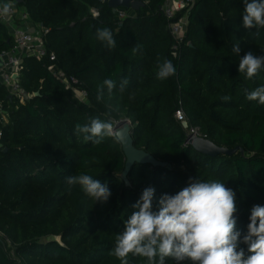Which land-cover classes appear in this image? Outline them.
<instances>
[{
  "label": "trees",
  "instance_id": "1",
  "mask_svg": "<svg viewBox=\"0 0 264 264\" xmlns=\"http://www.w3.org/2000/svg\"><path fill=\"white\" fill-rule=\"evenodd\" d=\"M19 1L11 0L49 31L48 53H55L58 67L78 80L88 103L48 72V60L25 59L20 85L33 97L24 103L10 100L0 83V105L7 114L0 124V264H120L110 252L142 191L155 189V210L163 194L177 193L194 178L218 180L235 191L242 239L252 207L264 206V105L246 98L264 86V68L251 79L238 71L246 53L264 56V29L242 27L244 0H197L173 20L163 12L168 0H135L144 8L124 20L98 0ZM185 16L188 29L176 50L169 26ZM104 27L116 41L111 50L95 38L96 29ZM238 43L241 51L234 54ZM14 46L0 23V55ZM164 59L172 61L176 73L161 81L157 63ZM105 79L116 87L111 94L105 87L97 100ZM124 80L128 83L121 91ZM180 106L204 139L238 151L210 158L194 150L175 119ZM109 111L114 127L131 123L136 149L168 166H135L128 187L122 180L126 157L120 142L105 137L93 145L74 134L77 123L107 120ZM82 173L107 182V202L95 203L78 185L69 190L66 178ZM239 247L247 255V245ZM128 264L147 262L129 254ZM166 264L175 262L166 258Z\"/></svg>",
  "mask_w": 264,
  "mask_h": 264
},
{
  "label": "clouds",
  "instance_id": "2",
  "mask_svg": "<svg viewBox=\"0 0 264 264\" xmlns=\"http://www.w3.org/2000/svg\"><path fill=\"white\" fill-rule=\"evenodd\" d=\"M13 9L11 0H0V17H7ZM242 27L264 29V0H244ZM95 38L109 50L115 48L112 31L96 29ZM139 45L132 48L135 54ZM231 51L239 54V43ZM264 68V56L246 53L239 60L238 71L251 79ZM176 68L171 60L157 63V79L163 81L175 75ZM128 81L121 82L123 91ZM111 94L116 87L112 79H105L98 87L97 100L102 99L104 88ZM247 91V90H246ZM134 94L129 99H134ZM249 101L264 105V86L247 92ZM228 101L230 96L222 97ZM107 120L90 118V123H77L74 134L82 136L85 142L99 145L105 137L117 142L120 136L114 133L111 111ZM71 190L79 186L82 192L96 202L105 203L111 196L107 182L102 183L88 174L71 175L66 178ZM155 189L145 188L132 205L134 211L124 220V228L115 236L110 255L128 264L129 254L146 259L147 264H166L170 258L175 264H264V206L254 205L251 209L247 233L241 239L237 230L236 194L225 183L218 180L201 181L191 179L188 186L175 194H163L154 210ZM247 245L245 250L239 245Z\"/></svg>",
  "mask_w": 264,
  "mask_h": 264
},
{
  "label": "built area",
  "instance_id": "3",
  "mask_svg": "<svg viewBox=\"0 0 264 264\" xmlns=\"http://www.w3.org/2000/svg\"><path fill=\"white\" fill-rule=\"evenodd\" d=\"M197 0H168L163 8L164 15L168 20H173L176 15L182 11L187 13L195 6ZM9 16L0 17V23L5 25L14 39L15 46L12 50L4 52L0 57L3 60V67L0 69V83L7 89L13 98L24 103L33 96L26 95L20 85V76L25 59L33 58L38 62L47 61L48 72L62 85L66 90L71 91L75 98L81 102L88 103V95L78 86L79 82L75 78H69L57 65L55 53H48L46 49V36L49 33L43 27L31 22L30 16L26 10H21L15 3ZM131 12V11H130ZM129 11L120 9L117 14L120 20L128 16ZM94 19H98L100 14L97 10H91ZM188 29L187 16L169 26V30L177 43V47L184 41ZM176 121L182 126L188 138L197 136L203 138L200 129L190 125L184 109L180 106L175 112ZM7 122V114L0 105V124ZM2 133L0 132V140ZM204 139V138H203Z\"/></svg>",
  "mask_w": 264,
  "mask_h": 264
},
{
  "label": "water",
  "instance_id": "4",
  "mask_svg": "<svg viewBox=\"0 0 264 264\" xmlns=\"http://www.w3.org/2000/svg\"><path fill=\"white\" fill-rule=\"evenodd\" d=\"M100 3L108 4L109 8L112 9L114 14L120 9L126 11L138 12L141 8H144L145 4L135 0H98ZM23 0L19 1L21 4ZM3 67V60L0 57V69ZM38 96V94H36ZM9 99L12 100L13 96L10 95ZM114 133L120 136V144L122 145L123 152L126 157V166L122 174V180L129 187L130 182L128 176L132 169L137 165H151L153 167H167L165 163L158 162L153 156L146 153L145 151L136 149L132 138L133 130L131 123L128 120H124L115 126ZM188 145L194 148L198 153L208 156L210 158H217L219 156H232L238 149L229 150L227 148L218 147L213 142L197 137L191 136L188 138ZM7 152V150H5ZM242 155L244 151H241Z\"/></svg>",
  "mask_w": 264,
  "mask_h": 264
},
{
  "label": "rangeland",
  "instance_id": "5",
  "mask_svg": "<svg viewBox=\"0 0 264 264\" xmlns=\"http://www.w3.org/2000/svg\"><path fill=\"white\" fill-rule=\"evenodd\" d=\"M115 126H117V124H116ZM114 131H115V127H114ZM1 236H2V235H1ZM49 241H51V239H49V240H48V239H44V240H43V242H45V243H47V242H49ZM56 241L61 242V239H60V238H57Z\"/></svg>",
  "mask_w": 264,
  "mask_h": 264
}]
</instances>
